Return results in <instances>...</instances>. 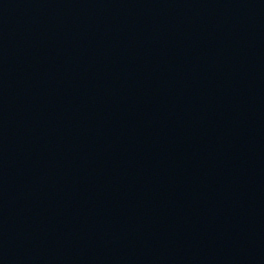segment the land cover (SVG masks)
I'll use <instances>...</instances> for the list:
<instances>
[{"label":"water","instance_id":"1","mask_svg":"<svg viewBox=\"0 0 264 264\" xmlns=\"http://www.w3.org/2000/svg\"><path fill=\"white\" fill-rule=\"evenodd\" d=\"M0 264H264V0H0Z\"/></svg>","mask_w":264,"mask_h":264}]
</instances>
